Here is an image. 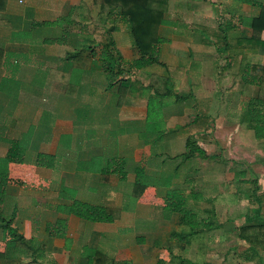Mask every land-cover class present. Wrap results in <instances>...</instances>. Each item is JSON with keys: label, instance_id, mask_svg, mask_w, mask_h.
Segmentation results:
<instances>
[{"label": "crops", "instance_id": "obj_1", "mask_svg": "<svg viewBox=\"0 0 264 264\" xmlns=\"http://www.w3.org/2000/svg\"><path fill=\"white\" fill-rule=\"evenodd\" d=\"M257 9L254 1L168 0L157 62L136 68L132 41L119 43L114 32L126 23L115 13H102L91 0H5L0 88L8 91L18 82L28 112L18 115L10 105L7 118L14 121L0 126V253L13 259L0 264H89L93 250L129 264H198L191 255L203 237L204 246L214 244L213 233L221 227L218 212L205 207L214 215L213 229L192 234L171 207V193L181 191L195 211L192 205L199 201L213 203L225 195L228 169L213 173L212 166L226 163L220 147L232 143L237 153L240 134L249 133L254 156L244 164L263 170L232 173L240 190H250L240 195L233 249L240 246V264H264V233L255 231L264 223V129L256 137L240 123L245 99L260 91L257 79L241 84L242 74L260 76L264 67V45L242 43L252 37L248 22ZM108 37L122 57L112 65L116 73L120 69L116 75L101 60ZM259 38L264 41V30ZM39 88L44 89L41 101ZM155 101L160 109L150 107ZM7 104L11 97L1 90L0 115ZM149 110L156 114L152 126L165 128L163 137L169 139L159 148L152 142L161 138L140 139L149 127ZM176 132L178 148L171 139ZM187 140L204 155L188 150ZM14 144L20 161L9 159ZM39 155L44 159L38 163ZM197 158L205 164L197 165ZM210 183L221 185L218 197ZM75 203L110 208L114 220L79 218L72 211ZM245 227H251L247 238L239 237ZM130 239L135 246L124 244ZM219 264L227 262L223 258Z\"/></svg>", "mask_w": 264, "mask_h": 264}, {"label": "trees", "instance_id": "obj_2", "mask_svg": "<svg viewBox=\"0 0 264 264\" xmlns=\"http://www.w3.org/2000/svg\"><path fill=\"white\" fill-rule=\"evenodd\" d=\"M99 10L107 14L115 13L121 18L128 27L131 35L133 47L136 49L138 58L131 63L133 67H145L149 64L157 62V50L163 43V38L159 33V29L163 25H167L168 14V0H91ZM242 2L254 1L258 4L257 15L249 20V26L253 29L252 37L245 40L247 45L252 44L258 46L264 45V41L260 40L259 34L264 30V0H240ZM5 8V0H0V11ZM104 49L102 50V61L106 64L105 69L111 75H116L113 64L122 63V57L114 46V41L111 37L105 39ZM262 72L260 76H255L253 73L245 72L242 74L240 80L241 84L252 82L255 79L259 80V94L255 98L245 99V104L240 113V123H243L248 129L253 130L256 137L263 135L264 129V115L261 109L264 106V67H260ZM116 73V74H115ZM258 74V72L256 73ZM128 84L127 80L122 82V86ZM194 141L187 140L186 147L188 150L194 151L200 155H204V151L194 146ZM14 144L9 154L11 160H21V152L19 147ZM19 156V157H18ZM42 155L38 156V163L43 161ZM4 182V181H3ZM143 187V186H142ZM250 190H247L246 195H249ZM173 198H170V205L174 210L181 213L182 222L190 227L192 234H200L211 231L214 224V215L211 211L204 209L205 214H199L198 211L189 207V199L181 191L171 193ZM170 194V195H171ZM196 197V196H192ZM72 211L75 216L84 220L93 222H112L114 220L113 210L105 206H92L84 203H75ZM255 231L257 233H264V223L257 226ZM251 227L239 230V237H246V234ZM20 240L22 239L19 237ZM247 238V237H246ZM253 236H248L252 243ZM23 241V240H22ZM90 259L89 264H129L127 262H115L113 258H108L98 250H93L92 253L87 254ZM0 261H13L7 253H0Z\"/></svg>", "mask_w": 264, "mask_h": 264}, {"label": "rangeland", "instance_id": "obj_3", "mask_svg": "<svg viewBox=\"0 0 264 264\" xmlns=\"http://www.w3.org/2000/svg\"><path fill=\"white\" fill-rule=\"evenodd\" d=\"M18 6H22V5H18ZM174 15H168L169 18H172ZM168 19V18H167ZM114 32L115 34H117V37H120L117 41L119 43L122 44H129V42L131 41V35L130 32L126 26V24L124 26H120L119 24H117V26L114 28ZM103 41V38H102ZM86 45H88L86 43ZM40 75H42V78H44L45 73L41 72ZM40 79L38 82L42 83L44 81V79ZM99 79H106L105 77L103 78H99ZM98 79V80H99ZM37 83V82H35ZM34 83V84H35ZM8 87V91H5L3 89V86L0 88L5 95H7V97H11V104H7L4 107H1V115H0V126L1 127H5L6 125H8V123H10L11 121L14 120H9V117L7 115V112L10 111V105H12L13 107L15 106L16 110H17V114L21 115L22 113H26L28 112L27 107L24 106V102L21 99H19V94H20V89H21V85L18 84V82H13L11 83L10 86ZM0 90V91H1ZM38 99L41 101L42 100V93L44 92L43 88H39L38 89ZM160 102V101H159ZM244 102V97L243 95L240 93V110L241 107L243 105ZM150 107L151 106H155L156 107H161L160 103H156V101L154 103L150 102ZM153 109V108H152ZM160 109V108H159ZM6 111V112H5ZM160 114V112H159ZM156 115L154 113V110H149V118H148V123H149V127L148 129L144 132V134L140 135V139L142 140L143 138H147V139H151L152 141H154L156 138H161V140L159 142H152L154 144V146H157L158 148L160 146H162V141L165 140H169V139H165L163 137V132L166 131L165 128H158V127H153L151 123H153V116ZM15 120H17V118H14ZM243 124H240V132H247V129ZM121 130V129H120ZM181 129H179L178 131H180ZM246 130V131H245ZM130 133L132 134L133 138L138 139V136L135 135L132 129H130ZM122 130L118 133H121ZM179 134L180 133H173L171 139L174 141L176 147L178 148L179 146ZM250 134V133H249ZM249 134L247 135H242L240 134V151L237 150V153L234 152V146L232 143L228 144V148L227 147H220L219 150H221V154L226 155L227 156V160L226 163H224V165L222 164H215L214 166H212V172L213 173H217V171H214L216 169L219 168H223V170L228 169V180H229V184H228V188L226 186V182H224L222 184V188L225 192V195H222V197H218V190L220 191L222 188L221 185L216 184V187H214L212 183H210L209 185H205L203 186V191L204 189L208 190V186L209 189L212 191L211 193H216L214 194V196L218 197L217 199H215L212 203V201L210 202H205L203 200L199 201V203H197L195 206L192 205V207L194 209H196L199 214H205L203 212L204 208H210V207H214L217 210V220L218 222L221 224V227L214 231V244L210 245V246H204L205 245V237H203L202 239L197 241V247L195 248V254L194 256L191 255L192 259H196L197 263H201L204 264V262H213L215 264H219L220 261H222V259L224 258L225 261L227 262V264H240V246H237L234 248V246H236V235H235V228L237 225L240 224V195H242L241 193L246 192V189H242L240 190V183L236 184L235 180L237 179L235 176H233L232 173L236 172V171H240L241 169H245L246 172H255L256 173H260L263 168H260L259 166H250L247 167L244 162L246 161H252L253 159V151H252V145L251 143L249 144L248 141H246V139H250L249 142H252V136H249ZM165 136V134H164ZM178 137V138H177ZM230 136H228L229 138ZM180 140V139H179ZM166 149H168L166 146H164ZM170 147L172 148L173 146L170 145ZM165 149V150H166ZM161 154V153H160ZM162 158L167 159V157L163 154H161ZM199 158V157H198ZM196 159V161H194L195 163H197V165L199 164H205L203 163L204 161ZM235 161L236 163L231 164L230 161ZM240 161H243V163L240 164ZM238 162V163H237ZM247 163V162H246ZM245 166V167H244ZM204 171L207 172L205 170V167L203 166ZM216 168V169H215ZM210 171V170H209ZM252 176V175H251ZM250 177V174H249ZM261 178L263 179V175H261ZM204 179V178H203ZM234 179V181H233ZM203 180H201L202 182ZM203 183V182H202ZM238 185V186H237ZM246 186V185H245ZM198 187V186H197ZM200 190L202 189L199 188ZM197 188V191L199 190ZM199 190V191H200ZM212 203V204H211ZM221 204V205H220ZM8 219V218H7ZM109 240V239H108ZM110 240H114L113 238H110ZM120 242V241H117ZM130 242V243H129ZM34 244L37 242H33ZM136 240L135 239H130L126 241V244H131L133 246H135ZM117 244V243H116ZM203 244V245H202ZM33 245V246H36ZM9 246V245H8ZM5 249H7V247ZM38 246H36L37 248ZM40 247V246H39ZM40 248H37V253L40 252ZM228 251V252H227ZM227 252V253H226ZM9 254L11 256L13 255V252H9ZM42 253L38 254L37 257L41 258L42 260L45 261V256H41ZM47 264H53L52 262H48ZM138 264V263H137Z\"/></svg>", "mask_w": 264, "mask_h": 264}]
</instances>
